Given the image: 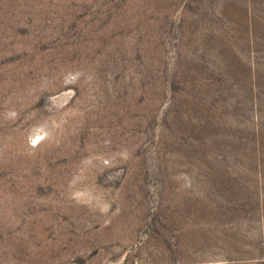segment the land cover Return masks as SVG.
I'll return each instance as SVG.
<instances>
[{
  "label": "rangeland",
  "instance_id": "rangeland-1",
  "mask_svg": "<svg viewBox=\"0 0 264 264\" xmlns=\"http://www.w3.org/2000/svg\"><path fill=\"white\" fill-rule=\"evenodd\" d=\"M0 264H264V0H0Z\"/></svg>",
  "mask_w": 264,
  "mask_h": 264
}]
</instances>
